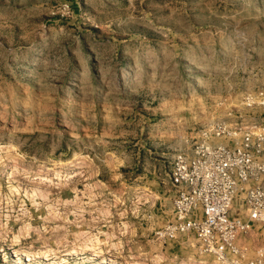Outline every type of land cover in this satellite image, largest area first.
<instances>
[{"label": "rangeland", "instance_id": "1", "mask_svg": "<svg viewBox=\"0 0 264 264\" xmlns=\"http://www.w3.org/2000/svg\"><path fill=\"white\" fill-rule=\"evenodd\" d=\"M258 116L264 0H0V264H217L169 167Z\"/></svg>", "mask_w": 264, "mask_h": 264}, {"label": "built area", "instance_id": "2", "mask_svg": "<svg viewBox=\"0 0 264 264\" xmlns=\"http://www.w3.org/2000/svg\"><path fill=\"white\" fill-rule=\"evenodd\" d=\"M168 180L171 218L154 231L156 240L193 234L199 253L217 264H264V245L245 240L254 226L264 228V116L244 128L216 123L191 152L174 154ZM234 204L241 216L232 215Z\"/></svg>", "mask_w": 264, "mask_h": 264}, {"label": "crops", "instance_id": "3", "mask_svg": "<svg viewBox=\"0 0 264 264\" xmlns=\"http://www.w3.org/2000/svg\"><path fill=\"white\" fill-rule=\"evenodd\" d=\"M235 206H237L238 207V210H241V214L240 215H238L237 213L236 214H233V212H232V210H231V213H232V215H234V216H241L242 214H243V209H242V207L239 205V204H234Z\"/></svg>", "mask_w": 264, "mask_h": 264}, {"label": "bare ground", "instance_id": "4", "mask_svg": "<svg viewBox=\"0 0 264 264\" xmlns=\"http://www.w3.org/2000/svg\"><path fill=\"white\" fill-rule=\"evenodd\" d=\"M15 170H16L15 168H12V171H15ZM12 171H11V172H12ZM38 178H39V177H38ZM40 178H41V177H40ZM138 200H141V199H138Z\"/></svg>", "mask_w": 264, "mask_h": 264}]
</instances>
